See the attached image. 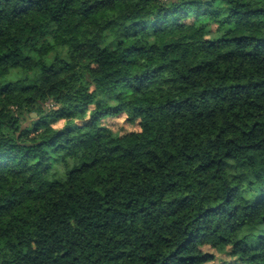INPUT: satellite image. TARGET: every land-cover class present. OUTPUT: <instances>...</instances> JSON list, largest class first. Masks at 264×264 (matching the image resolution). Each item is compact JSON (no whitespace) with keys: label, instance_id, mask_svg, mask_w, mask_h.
I'll return each mask as SVG.
<instances>
[{"label":"trees","instance_id":"obj_1","mask_svg":"<svg viewBox=\"0 0 264 264\" xmlns=\"http://www.w3.org/2000/svg\"><path fill=\"white\" fill-rule=\"evenodd\" d=\"M205 246L264 264V0H0V264Z\"/></svg>","mask_w":264,"mask_h":264},{"label":"rangeland","instance_id":"obj_2","mask_svg":"<svg viewBox=\"0 0 264 264\" xmlns=\"http://www.w3.org/2000/svg\"><path fill=\"white\" fill-rule=\"evenodd\" d=\"M48 107L52 108L53 105L51 103L47 104ZM79 124V122H77ZM102 125L111 128V130L116 134H124L125 132L129 131L131 127L126 125V121L124 118V115H119L116 117H107L102 120ZM63 126V122L60 121L58 123H54L52 127L55 130L61 129ZM203 251L206 253H209L210 255H213L214 260L212 262H209L207 264H241L238 260H236L234 257H231L227 253V250H220V249H213L209 246L203 247Z\"/></svg>","mask_w":264,"mask_h":264}]
</instances>
